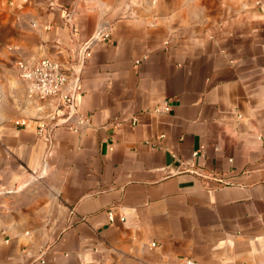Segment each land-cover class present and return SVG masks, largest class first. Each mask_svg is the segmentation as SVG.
Returning <instances> with one entry per match:
<instances>
[{
    "label": "crops",
    "instance_id": "crops-1",
    "mask_svg": "<svg viewBox=\"0 0 264 264\" xmlns=\"http://www.w3.org/2000/svg\"><path fill=\"white\" fill-rule=\"evenodd\" d=\"M91 41L39 138L15 63ZM189 262L264 264V0H0V264Z\"/></svg>",
    "mask_w": 264,
    "mask_h": 264
},
{
    "label": "built area",
    "instance_id": "built-area-1",
    "mask_svg": "<svg viewBox=\"0 0 264 264\" xmlns=\"http://www.w3.org/2000/svg\"><path fill=\"white\" fill-rule=\"evenodd\" d=\"M72 32H74L73 29ZM108 39L109 34L106 32H99L94 38L95 41L101 42ZM93 41L78 48V57L74 63L79 64V68L82 67L84 61L89 56V48ZM15 69L18 78L26 83L27 97L39 105L36 108V112L38 115L43 112L42 116H39V119L36 120L37 136L48 140L49 133L54 127L68 125L75 115L74 102L79 76H76L73 69H68L52 59H42L34 64L17 62L15 63ZM71 82L72 86L70 87ZM60 114L64 117L59 118ZM86 121L87 119L83 117L78 119L79 123ZM14 125L24 126L25 122L16 121ZM68 129L76 132V128L69 126ZM108 220L110 222L113 220L111 212H108ZM188 264L193 263L189 262Z\"/></svg>",
    "mask_w": 264,
    "mask_h": 264
},
{
    "label": "water",
    "instance_id": "water-1",
    "mask_svg": "<svg viewBox=\"0 0 264 264\" xmlns=\"http://www.w3.org/2000/svg\"><path fill=\"white\" fill-rule=\"evenodd\" d=\"M75 53L77 54V51H76ZM75 61H76V60H74V62H75ZM80 69H81V68H79V69H77V71H75L76 76H79Z\"/></svg>",
    "mask_w": 264,
    "mask_h": 264
}]
</instances>
